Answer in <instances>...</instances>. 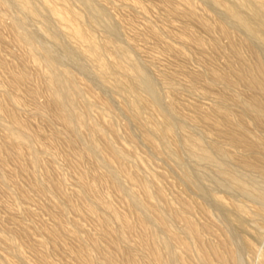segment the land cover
I'll return each mask as SVG.
<instances>
[{
  "label": "rangeland",
  "instance_id": "1",
  "mask_svg": "<svg viewBox=\"0 0 264 264\" xmlns=\"http://www.w3.org/2000/svg\"><path fill=\"white\" fill-rule=\"evenodd\" d=\"M27 1L36 12L35 14H30L25 10L18 0H0V101L19 120L28 125V130L20 129L0 111V178L3 182H0V263L43 264V261L48 264H86V261L91 259L92 261L96 260L98 264H124L125 257L122 250L137 254L138 262H144L146 258L137 248L139 224L136 212L139 207L140 210L144 209L141 203H144V199L137 184L129 183L125 177L117 173L118 169L116 168L121 165L120 167L123 166L122 168L129 176L131 175L133 180H142L148 183L150 192L154 195L150 203L166 214V223L171 230L177 232L182 238H186L191 244L193 243L191 253L186 254L179 244L173 243L167 231L158 226L151 215L145 214L146 218L148 217L147 220L153 225L151 226L153 230L167 241L171 254H173L174 264H205L198 255L197 242L191 237L188 238L184 231V221L176 216L183 213L187 214L188 218L196 225L200 239L202 238V244L205 246L210 247L213 244L211 247L218 248L223 254H226L229 249L236 258V264H263L264 217L258 220L252 217L261 203L237 189L221 185L219 182L222 180H218L220 174L217 168L194 161L184 148V129L202 136V140H205L204 143L207 145L216 139L213 137L215 132L211 125L203 124L204 121L195 123L194 120L197 119L195 115L199 118L201 113L219 107L215 97L224 91V87L219 83H216L219 87L216 85L213 88L209 87L212 81L206 72L208 62L213 63L220 71L229 73L227 70L228 40L219 35L217 23L227 24L226 26H229L228 28L237 42L243 41L248 44L251 37L253 41L256 39V43L260 42L259 45L254 42V45L252 42L248 45H252L261 59L264 58V30H262L264 22L257 20L255 12L257 8L253 5V8L249 6L247 9L238 0H221L225 4H233L234 6L229 5L231 9L235 8V11L240 9L239 12L242 10L240 14L254 22L257 31L256 34H252L245 32L239 24H235L236 22L233 23V18L230 15L228 17L229 13L215 0H85V2L82 0L83 3H87L86 5L80 0H65L67 3L64 0H46L47 4L54 5L53 7L58 12L61 10L62 13L60 12L59 15L64 20L63 25L57 21L58 18L49 11L48 7H45V0ZM233 2H237L236 4L240 7ZM237 7L239 9H236ZM187 9L193 10V18L181 16L180 12ZM70 13L78 16L79 22L71 18ZM201 22H205L210 27V31L206 32ZM12 23L15 29L21 32L29 42L23 43L24 45H16L13 42L9 30ZM258 23H262L263 27ZM78 25L84 28L95 43L101 44L100 46L110 39L114 44L127 49L130 56L142 66L150 80L154 82L162 110L169 118L172 116L170 118L174 126L172 139L177 145H175L176 151L182 161L180 164L172 157L167 156L168 149L161 144L160 140H157L160 146L158 150L144 141L142 127L124 108L123 93L112 87V81L106 82L101 77L96 65L87 54L85 44L74 40L67 34L77 29ZM251 25L253 26V23ZM45 30L56 35L55 39L50 32L48 34ZM191 34L197 35L203 40L205 45L203 52L195 49V45L189 38ZM246 35L250 36L247 38ZM254 35L257 36L253 37ZM213 40H217L222 46V52L217 53L210 47ZM245 54L246 56H244ZM243 56L247 60L250 59L246 49L245 52L243 51ZM114 59V55H111L109 51L104 52L101 58L104 63H110ZM122 59V64L126 66V60ZM262 60L264 62V59ZM46 63H51L59 73L63 71L70 77L72 76L74 86L79 89L80 93L81 104L78 112L79 110L80 112L84 111V108H81L82 105L86 106L89 120L94 122L96 130L106 131L108 140L122 153V159L119 157L120 160L117 159L116 163H113V169L112 163L107 161L110 164L109 167L106 163L108 158L106 159V156L98 149V151L96 149L92 151V154L94 153L92 157L83 158L76 164L69 163L70 153L66 144L57 142L54 145V131L57 128L61 130V125L49 117L50 113H43L37 107V104L46 101L45 95L38 96L35 103L27 99L25 91L29 85L21 86L16 92L8 91L9 80L12 77L11 71L22 66L27 70L30 85L34 84L33 86L42 88L44 74L50 72V66L48 68ZM201 74L204 76L200 77ZM244 88L242 84L237 83L230 90L227 89V92L236 96L240 95V98L241 96L246 98L250 93ZM82 91L83 93H81ZM103 101H107L110 107L107 108ZM170 105L176 109V115L170 109ZM144 118L147 120V114L144 115ZM157 119L162 120V117L158 116ZM248 122L253 135L264 137L262 128L252 125L249 118ZM110 126L113 127L114 132L109 130ZM148 126L144 125L143 127L147 128ZM75 132L76 135H81H77L79 148H90L91 141L87 126L77 129ZM10 133L21 135L26 144L18 146V141L11 138ZM78 136H80V140ZM82 136L83 138H81ZM92 137L97 139V135ZM218 142L221 145L225 144L221 140ZM4 143L6 144L4 145ZM224 146L231 152H237L238 155L241 153V150H233V147L229 145ZM13 151L17 152L18 158H13ZM30 153L37 160L34 166L29 163ZM123 157H125L124 160ZM226 163L229 166L235 164L232 165V168L235 172L237 171V174L248 181H255V183L259 181V186H263L264 177L260 174L248 172L236 162L227 161ZM237 167L241 171L240 173ZM31 172L34 173L33 178ZM184 172L194 176L192 180H195L193 182L195 185H191L184 178ZM243 172L245 174H242ZM102 173L106 176L109 175L108 178H113L118 184L116 186L119 190H114L108 179L101 178L99 180L97 175H102ZM111 173L113 176L116 175L113 177ZM81 174L85 177L87 185L93 187L94 193L88 194L85 187L80 184ZM116 176L119 177L118 180ZM34 180L43 186L42 194H39L32 186ZM119 184H121V188L123 187L122 190ZM158 191L164 194V200L157 197ZM84 196L92 201L87 200ZM102 200L125 216L132 228L121 230L119 222L107 212ZM185 205H188L190 209H185ZM233 205L243 206L244 213L245 210L249 212L246 215L254 213L249 215V219L244 213L242 215V212L233 210L235 209ZM89 207H94V214L88 212ZM240 215L243 218L239 217ZM105 220L110 222L113 231H121L124 236L128 237L130 243L122 244L121 251L113 250L109 239L103 236ZM243 220L245 224H243ZM207 242L210 246L207 245ZM234 243L236 244L234 245ZM124 246L129 248L126 249ZM130 248L132 249L130 250ZM176 253L177 256H175ZM177 260H180L179 263ZM211 262L217 264L215 258H212Z\"/></svg>",
  "mask_w": 264,
  "mask_h": 264
},
{
  "label": "bare ground",
  "instance_id": "2",
  "mask_svg": "<svg viewBox=\"0 0 264 264\" xmlns=\"http://www.w3.org/2000/svg\"><path fill=\"white\" fill-rule=\"evenodd\" d=\"M18 1L22 5V7L25 10H27L30 14L36 13L33 10V8L29 5L27 0H18ZM80 1L82 2V0H80ZM83 1L85 2V0H83ZM215 1H216V3L218 2L224 8V10L226 12L229 13V14H227L225 12V14H227L228 17L231 16L233 18V19L231 18L232 21L234 20L233 23L236 22L235 24H239L242 27V29L247 33L256 34L255 32L257 30H255L254 22L249 21V19L247 20L246 19L247 16L245 18L244 17L245 15L243 16L242 14H240V13H242V10H241V12H239L240 9L237 7L236 9H239V11L236 10V11H238V12H236L235 8L232 7L234 9L233 10V9H231V7H229L230 4L229 5L225 4L221 0H215ZM238 1L246 8L249 6H252V8H253V5H254V7L257 8L255 11L257 20L259 22H262V23L264 22V0H238ZM44 2L46 4V6L45 5L44 6L46 8L48 7L49 11L54 16H56L58 18L57 21H59V23L63 25L64 20L59 15L61 10H59L60 12H58L53 7L54 5L53 6H52V4H51V6L48 5L46 0ZM64 2L67 3V1H65V0H64ZM233 3H235V2H233ZM74 4H75V2H74ZM83 4L86 5L87 3H83ZM219 4H217V5H219ZM61 5H64V4H61ZM231 5L234 6L233 4H231ZM236 5H238V4H236ZM88 8H89V6H88ZM217 9H219V8H217ZM88 10L90 11V9H88ZM66 11H68V10H66ZM249 11H250V8H249ZM91 14L93 15V13H91ZM180 14H181V16L183 15V16L190 18V19L194 17V12L192 9H187L184 12H180ZM70 16H71V18H73L79 22L78 16H76L73 13H70ZM256 18H254V19H256ZM187 20L189 21V19H187ZM92 22H94V21H92ZM250 22L253 23V26L251 25ZM201 24L204 27V29L206 30V32L210 31V27L208 25H206L205 22H201ZM224 24L221 22H218L217 23V29L220 33L219 35L224 36L228 40V44H227V51H228V53H227L228 54L227 68L228 69L227 70H229V73L226 74V73L220 71V69H218L213 63H210V62H208L209 64L206 63V64H208L207 68H206V70H207L206 72L210 75L209 77H211V81H212V83L209 87L213 88L216 85V83H219L224 87L223 88L224 91L220 92L215 97V98H217L218 102H216V103H219V107H216L213 109L211 108L212 109V110L210 109L211 111L209 110L208 112L201 113L199 118L196 117V115H195V118H197V119L194 120L195 123H199V122L201 123L202 121H204L203 124L208 123L209 125H211L212 128L214 129L213 131L215 132V136H213V137H216V139L213 140L211 144L207 145L206 143H204L205 140L204 141L202 140V138H201L202 136L200 137V136H198V134L197 135L193 134L195 132L190 133L184 129V148L186 149L189 156L194 161H196L198 163L201 162V163H205L208 165L215 166L217 168V170L219 171V174L222 178L221 179L220 176L218 177V180L220 179L219 181L222 180L221 182H219L221 185H223L225 187L228 186V187L237 189L238 191L244 193L245 195L251 196V197H254L255 199H257L261 203V205L258 208H256L257 210H255V213L253 212L254 214L251 213L249 215L253 214L252 217L255 218L256 220H258V219L264 217V184L262 187H260L258 184L259 181H257V183H255V181L253 182V181H248V179L246 180L245 178H243L242 176L237 174L236 173L237 171L235 172L233 170L232 165H235V164H232L231 166H229L226 162L227 161L236 162L237 165L240 164L245 169H247L248 172L249 171L256 172V173L260 174L262 177H264V137H258V136H256V134L253 135V133L251 132V129H250V124L248 122V118H249V120L252 122V125L260 127L264 130V62L262 60L264 58L261 59V57L259 56L257 51L253 49L252 45H250V46L248 45L250 42H252V44L254 45V43H256V41H255L256 39H254V41H253L252 37H251V40H250V42H248V44L246 42H243L242 40H241L242 41L241 43L237 42L235 37L233 36L232 32L229 30V28H228L229 26L227 27L226 26L227 24L226 25H224ZM255 24H257L256 21H255ZM261 24H259V25L261 27H263V25H261ZM100 26H101V24H100ZM260 26H259V28H260ZM77 27H78L77 29H74L73 31L68 32L67 34L71 38H73L74 40L85 44L84 46H85V49L87 51V54H88L89 58L91 59V61L94 62V65H96L97 70H99L98 72L100 73L101 77L106 82L112 81V83H113L112 87H114L116 90L123 93V95L125 97L124 108L128 112H130V114L134 117V119L137 121L139 126L142 127V133H143L142 136L145 139L144 141H147V143L150 144L155 150H158L160 146H159L157 140L158 141L160 140L161 144L165 148L168 149L167 156L172 157L177 163L180 164L182 161H180V158L177 154L176 147H175L176 144H174L173 139H172L173 131H174L173 122L170 120V118H172V116L169 118V116L162 110L160 103H159V100H158V96H157V94H158L157 87L154 84V82L150 80V78L148 77L147 73L144 71L142 66H140L130 56L129 52L124 47L117 45V44H114L110 39H107L105 41V43L102 46H100L101 44L98 45L97 43H95V41H93V39H91L90 36H88V34L86 33V31L84 30L83 27H81L79 25ZM56 28H58V27H56ZM259 28H257V29H259ZM263 28H262V30H264ZM239 29H241V28H239ZM9 30L11 31L10 33L12 34V40L16 45H22L25 42H29V40L27 41L23 37L21 32H19L18 30L15 29L14 24L9 27ZM240 31H242V30H240ZM49 32H47V33L50 34L51 32L50 33ZM55 36L52 34V37L54 39H55ZM255 36H257V35H254L253 37H255ZM29 37H30V34H29ZM245 37H247V35ZM189 38H190V41L195 45V47H196L195 49H197L199 52L204 51L205 45H204L203 40L199 36L191 34L189 36ZM238 41H239V39H238ZM258 43L260 44V42H258ZM258 43H256V45ZM210 44H211L210 47L215 52L220 53L223 51L222 46L218 43L217 40H213L212 43H210ZM261 44H263V43L261 42ZM256 48H257V46H256ZM259 48H262V47L260 46ZM245 49L249 53V56H250L249 60L244 58V56H246V54L243 56V51L245 52ZM106 51H109L111 53V55L113 54L115 57V59L110 63H104L101 60L104 52H106ZM71 53H72V51H71ZM122 58L126 60V62H127L126 66H124L122 64V62H121ZM57 61H58V59H57ZM205 62H206V60H205ZM47 66H48V68L50 66V68H49L50 72H47L44 74V82H43L42 88H39L36 85L33 86L34 84L30 85L31 82L28 79L29 75L27 74V70L25 69V67L22 66V67H18L16 69H13L11 71L12 77L10 76L11 78L9 80L8 91L16 92V91H18V89L21 86H24V85L28 86L29 85V87H27L28 89H27V91H25V93H26L28 101L35 102V103H36V99L38 96H40L41 94L45 95L46 101L42 104H39V105L37 104V107L43 113H50L49 117L52 120L56 121L59 125H61V127H62L61 130H59L57 128L54 131V143L55 144L54 143L53 144L56 145L57 142L66 144V146L69 149V153H70V156H68L69 157V163L76 164V163H79L83 158L92 157V155L94 154V153L92 154V151L94 149H96V150L98 149L101 153H103L106 156V159L108 158L106 160V163H107V161L109 163H112L111 167L113 169V166H114L113 163H116L117 159L120 160L119 157H121V159H122V153L120 152V150H118L113 145V143H111L108 140V136L106 134L107 133L106 131L99 130V129H98L99 131L96 130V126L93 124L94 122H92V121L90 122V120H89V117H88L89 113L87 114L86 106L82 105L81 108L82 109L84 108V111L80 112V110H79V112H78V108L81 104L80 97H79L80 93H79V89H77V87L74 86V80L72 81V78H71L72 76L70 77L66 72H63V71H62V73H59L55 69V67L53 65H51V63H48ZM203 70H204V68H203ZM199 76L203 77L204 75L201 74ZM206 77H208V76H206ZM204 82H206V81H204ZM237 83L242 84L245 87L244 89L248 90V93H250V95L248 97L242 98V96H241V98H240L239 97L240 95L236 96V95L229 94L227 92V89L230 90L231 87ZM216 86H218V85H216ZM231 91H233V90H231ZM210 92H213V91H210ZM81 93H83V91ZM115 93H117V92H115ZM117 94H119V93H117ZM23 98H25V96ZM25 101H26V98H25ZM84 104H85V102H84ZM103 104L107 108L110 107V105L107 104V101L106 102L103 101ZM217 106H218V104H217ZM170 109L173 110L175 115L177 114L176 109L174 108L173 105H170ZM0 111L3 112L6 116H8L10 118L13 125H15L16 127L20 128V129L28 130L27 129L28 125H26L21 120H19L15 116V114L10 109H8V107H6V105L2 101H0ZM145 114H147V116H148L147 120L144 118ZM171 114L173 115L172 112H171ZM158 116H161L162 120H158L157 119ZM247 116H248V118H247ZM179 122H182V120L181 121L179 120ZM97 125H99V124H97ZM144 125H149V126L147 128H144L143 127ZM86 126L89 130L91 147L90 148L87 147L86 149H81L82 147L79 148L80 146L77 145V143L79 142L77 135H80V134L76 135L75 131L77 129L85 128ZM192 126H194V125H192ZM206 126H208V125H206ZM207 128L209 129V127H207ZM109 130L114 132V129L111 126L109 127ZM27 135H29V134H27ZM85 135H86V133H85ZM94 135H97V137H96L97 139H93L92 136H94ZM10 136H11V138L18 141L17 142L18 146H24L26 144V143H24V139L21 137V135H19L17 133H10ZM80 136H78L79 140H80ZM81 138H83V136ZM203 139H205V138H203ZM218 140L224 141L225 144L222 143L223 145H221L218 142ZM5 144L6 143H4V145ZM83 144H84V142H83ZM224 145H229V146L233 147V150L234 149L241 150L240 155H238L237 152L229 151L228 149L225 148ZM6 147H8V146H6ZM8 150H9V148H8ZM97 151H95V152H97ZM163 152H164V150L162 151V153ZM12 156L14 159L18 158L17 152L13 151ZM124 159H125V157H123V160ZM36 162H37L36 158L33 157L30 153L29 163L32 166H34V165H36ZM107 165L109 166L110 164L107 163ZM120 166H118L116 168V169H118L117 173H119V175L125 177L129 181V183H131L133 185L137 184L141 190L142 195H143L144 203L143 202H141V203L143 204L142 208H144V209L140 210V207L139 208L136 207L137 208L136 209L137 220H138L137 223L139 224V230H138L139 236L137 237L139 239V242H137L138 243L137 248L143 254V257L146 258V260L144 262L140 263V262H138L139 257L137 258V254H135V253L133 254V253L128 252L126 250H122V254L125 257L124 258L125 262H123V263L124 264H174L175 263V261H172V255L173 254H171V251L169 249V245H168L167 241L164 238H162L160 236V234H158L156 231L153 230V228L151 227L153 225H151L150 221L147 220L148 217L146 218L147 214L151 215L154 218V220H156V223L158 226L163 227L167 231L169 238L173 241V243L175 242V243L179 244L186 254H190L192 251V247H193L192 244L193 243L191 244V242H189L186 238H182L177 232L171 230L166 223V214L159 211L156 206H154L150 203V200L152 199V196H154V195L151 194L150 186L148 185V183L145 181H142V180L141 181L133 180L130 177L131 175L129 176L127 174V172L122 168L123 166L122 167H120ZM239 168H242V167L239 166ZM239 168H238V171H239ZM247 170H245V171H247ZM240 172L241 171H239V173ZM30 174L33 178L34 173L31 172ZM184 174H185V177L184 176L183 177L186 178L187 181H189L191 183V185L194 184L193 182L195 180L194 181L192 180V179H194L193 178L194 176L192 177V175L190 176L189 173H185V172H184ZM193 174H194V172H193ZM242 174H245V173L243 172ZM108 176H106L105 174L102 173V175H97V178L99 180L101 178L108 179L110 184L112 185L113 189L119 190L116 186V185H118V184H116V181H114L113 178L112 179L110 177L108 178ZM112 176H113V174H112ZM118 178L119 177H117L116 179L118 180ZM101 181H103V180H101ZM0 182H2L1 178H0ZM79 182L82 186L85 187L84 189L86 190V192L88 194L94 193L93 187L90 185H87L85 177L82 174L79 178ZM260 182H262V180H260ZM262 183H264V182H262ZM119 185L121 188V184H119ZM32 186L35 188V190L39 194H42L44 192L43 186L40 183H37L35 180H34V182L32 181ZM122 188H121V190H122ZM124 188L126 189V186ZM82 189H83V187H82ZM119 192L123 193L122 191H119ZM199 192H200V190H199ZM84 195H85V193H84ZM157 197H159L162 200L165 199L164 194L161 191L157 192ZM85 198H87V197H85ZM159 198H157V199H159ZM87 200H91V199L87 198ZM102 204L105 205L104 207H106V209L108 210L107 212L110 213L111 217L119 222L121 230L130 229V227H131L130 223L125 216H123L119 212H117L116 209L113 206H111L110 204H108L107 202L103 201ZM233 206L235 207V209H233V210H235L237 212H242V215H243L244 209H245V208L243 209V206H241V205L240 206L239 205L238 206L233 205ZM231 207H232V205H231ZM100 209H102V208L100 207ZM185 209L188 210L190 208L188 207V205H185ZM133 210H134V208H133ZM202 211H204V210L202 209ZM245 211H246L244 213L245 215L247 213H249L247 210H245ZM88 212L91 214H94L95 213L94 207L93 208L89 207ZM97 214H98V212H97ZM245 215H244V218H245ZM249 215H246V216H248V218H249ZM176 216L180 217L179 219H182L184 221V231H185V234L188 236V238L191 237V239H194L197 242V247H198L197 252H198V255L201 258L203 263L212 264V262H211L212 258L216 259L217 264H236L237 263L234 254L231 251H229V249L226 252V254H223L221 251L218 250V248L211 247L213 244L210 246V244H208L209 242H207V245H209L210 247H207L204 244H202V241H201L202 238L200 239L199 230L196 227V225L188 218L187 214L183 213L180 215L178 214ZM234 216H236V215H234ZM239 217H242V216L240 215ZM97 218H99V217H97ZM100 219H103V218H100ZM255 219H253L254 222H255ZM107 220H109V219H107ZM237 221L241 224V222L239 220H237ZM243 224H245L244 220H243ZM103 226H104V228L102 227L103 228L102 231L104 234L103 236H106L109 239V242H110L109 244L111 245L113 250L114 249H115V251L120 250L122 248V244L130 243L128 237L124 236V234L121 231L118 232V231L112 230L110 222H107L105 220L103 222ZM233 226H235V225L233 224ZM240 228H241V226H240ZM200 233H202V232H200ZM235 233H237V232H235ZM164 235H165V237H167L166 234H164ZM100 238H102V237H100ZM191 239H189V240H191ZM169 244H171V243H169ZM235 244L236 243H234V245ZM135 245H137V244H135ZM124 247L126 248V246H124ZM127 248H129V247H127ZM131 249L132 248H130V250ZM138 250H136V251H138ZM138 256H140V254H138ZM175 256H177V253ZM196 258L199 260L198 257H196ZM176 259H177V257H176ZM44 261L46 262V260H44ZM84 261H86V260H84ZM179 261H178V263H179ZM237 261H238V259H237ZM42 263L48 264V263H44L43 261H42ZM86 264H98V263L96 262V260L92 261L90 259V260L86 261ZM200 264H202V263H200ZM263 264H264V262H263Z\"/></svg>",
  "mask_w": 264,
  "mask_h": 264
}]
</instances>
